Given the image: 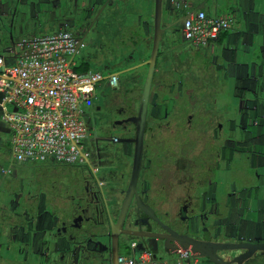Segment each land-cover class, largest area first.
<instances>
[{"label":"flooded vegetation","instance_id":"af4514ba","mask_svg":"<svg viewBox=\"0 0 264 264\" xmlns=\"http://www.w3.org/2000/svg\"><path fill=\"white\" fill-rule=\"evenodd\" d=\"M123 2L98 0L92 9V0H54L44 8L55 10L57 32L70 33L76 23L88 27L92 14L98 20L109 5L117 10ZM229 44L264 45V15H257ZM168 45L165 64L155 71L157 81L153 78L144 116L136 81L124 91L119 79L115 88L105 85L104 103L100 105L95 91L85 112L92 121L88 126L84 119L92 153L75 165L46 163L73 173H56L52 192H45L40 183L25 185L28 173L13 177L17 188L2 191V221L53 227L52 246L36 247L34 264H109L114 238L119 255L131 243L133 251L153 259L157 255L173 260L183 250L188 260L201 254L195 244L228 264H264V170L259 168L264 162V138L258 139L257 164L245 168L243 181L216 178L220 170L232 168L236 136L231 109L234 96H241L251 81L246 72L237 79L229 77L225 66L230 88L221 102L212 82L208 87L199 85L203 67L194 61H232V50L206 55L198 46L187 59L183 49L190 42ZM94 105L101 115L99 127ZM242 126L238 132L242 150L251 152L250 137ZM0 176L6 182L12 173ZM126 201L127 211L118 225ZM178 241L187 243V248L179 247ZM25 253L23 247L16 248L11 253L14 263L27 264ZM197 264L209 262L199 259Z\"/></svg>","mask_w":264,"mask_h":264},{"label":"built area","instance_id":"2783aa9c","mask_svg":"<svg viewBox=\"0 0 264 264\" xmlns=\"http://www.w3.org/2000/svg\"><path fill=\"white\" fill-rule=\"evenodd\" d=\"M170 6L187 13L192 0H167ZM232 18H207L199 11L186 20L184 40L202 46L231 29ZM83 47L81 41L67 32L21 40L0 56V108L2 121L8 127L11 162L75 165L85 158L81 142L86 137L85 109L97 85L115 88L119 77L103 79L91 71L76 73L74 58ZM0 173L10 170L0 169ZM120 257L118 264H185L187 252L179 250L173 260L154 261L145 252ZM137 257V258H136Z\"/></svg>","mask_w":264,"mask_h":264},{"label":"rangeland","instance_id":"374dc122","mask_svg":"<svg viewBox=\"0 0 264 264\" xmlns=\"http://www.w3.org/2000/svg\"><path fill=\"white\" fill-rule=\"evenodd\" d=\"M206 3V14L210 19H221V18H232L233 25L231 31H237L240 29L246 28L250 23H253L257 19V15H264V0H256L253 6H250L249 3H246V0H201ZM167 3V2H166ZM154 0H151L150 7L147 4L146 0H125L123 7L116 9H111L109 5L105 13L95 22L90 23L84 27V24L76 23V26L73 30L69 32L72 33L77 39H79L83 45L80 49L79 54L75 56L74 62L76 65L85 63L89 66V70L93 73H99L102 75L103 79L108 78L112 74H119L120 78V87L129 89L135 82L136 72L142 71V81L137 85V93H140L143 90L144 78L147 75V66H143L141 70H135L137 67L143 65L147 62L151 55L152 43H153V34L146 38L144 29L141 27L138 16L144 18V14L150 12L153 13ZM252 8V9H251ZM149 9V10H148ZM249 10L251 14H249ZM177 15L181 12L176 11ZM167 13L164 10L162 17V26L165 27ZM141 21V19H140ZM142 22V21H141ZM153 24V20L151 22ZM47 32V33H46ZM43 36H49L56 34V27L49 28L41 32ZM40 36V35H39ZM177 44H181L180 39H177ZM168 39L167 36H162L160 47H159V57L157 60L156 71L161 69L165 64V51H167ZM218 47L217 44H212L211 50H215ZM184 53H186L187 59L192 56L195 49L191 45H186L184 47ZM3 50L0 49V56H3ZM243 58L241 54L239 58ZM175 57V56H174ZM144 60V62H142ZM219 62L223 63L221 58ZM197 67L201 66L200 61H194ZM199 66H198V65ZM207 62L204 60L202 62V71L197 78L199 85H205L208 87L209 82L213 83L215 87V93L223 102V98L228 97L227 92L230 88L229 81L226 79L225 75H217L216 69L212 66L207 69ZM206 66V67H205ZM206 68V71L204 70ZM157 73L154 74V81L156 82ZM174 78L177 76L174 74ZM214 81H212V80ZM105 83L103 82L96 87V96L100 99V105L104 103L103 97L106 96L102 90L105 88ZM143 83V85H142ZM154 89V88H153ZM109 90H107L108 92ZM210 92V90H208ZM204 94V92H203ZM102 102V103H101ZM220 102V103H221ZM96 104V102H94ZM94 105V117L99 127L98 121L101 118V115L95 111ZM87 113V109L84 110ZM86 124L88 126L92 125L90 115L85 114L84 117ZM100 136H103L102 133H99ZM83 154H91L93 147L89 144L87 140L81 142ZM11 151V148H10ZM4 164L5 170H9V165L11 164L10 152L4 153ZM12 170H16L18 173H28L29 179L25 181L24 184L29 187H34L36 185H42L46 187L43 190L54 191L51 188V184L56 187V181L58 177L56 173H73V170L70 168H58L53 167L49 164L43 163H30L28 166H23L18 168L17 164H13L10 173ZM66 175V176H67ZM31 177V178H30ZM8 184L3 183L4 186H1V191H6L10 187L17 188L19 182H9ZM28 188V187H27ZM0 191V193H1ZM131 244V243H130ZM130 244H128V249H124L121 253V257H130ZM185 264H193L192 262L184 261ZM176 264V263H174Z\"/></svg>","mask_w":264,"mask_h":264},{"label":"water","instance_id":"95a60500","mask_svg":"<svg viewBox=\"0 0 264 264\" xmlns=\"http://www.w3.org/2000/svg\"><path fill=\"white\" fill-rule=\"evenodd\" d=\"M14 2V8L10 17V26L13 27L15 18L21 19L24 23V18H27L29 12L32 8L37 5L46 4L42 0H0V6L4 9V12L0 14V25L1 21L9 17L10 4ZM167 2V3H166ZM93 5V8L94 9ZM205 5L202 4L197 6L193 11L188 13H180L177 15L167 0H154V21H153V43L152 50L149 60L146 62L147 75L144 81L142 96H141V112L144 116V112L148 106L149 95L152 87V82L154 74L156 71L157 60L159 57V47L162 36L167 34L168 44L176 45L177 39H180V42L183 44L184 40L182 39V30L184 28L186 20L190 18L193 14L199 11H203ZM7 10V12H6ZM164 10L167 13L165 27L162 26V17ZM97 21V18L93 23ZM213 44H217L218 47L215 50H211V47L208 49L207 53L216 54L220 52V56L225 48L229 45V39L223 40L221 36H218L215 40L212 41ZM8 52V51H7ZM219 54V53H218ZM247 71V78L251 81L250 87L243 91V94L240 96H234V103L232 105V112L235 113L234 117V129L233 133V150L231 152V166L235 167L228 170L222 169L220 173L216 174L217 180H224L226 178H231L234 183H240L245 179L246 167L249 169L254 168V164H257L255 156H258L256 148L258 146V139L264 138V71L254 70ZM143 121V120H142ZM242 124H245V130L250 137V149L251 152L242 150V145L244 144L243 139L238 136V132L243 127ZM81 155L84 156L83 152ZM257 159V158H256ZM259 168L264 170V162ZM127 202L125 203L122 212L119 217L118 225L122 220L123 216L127 211ZM7 221V222H6ZM7 225L2 229L0 228V251L5 249L8 254L14 252L17 248L25 249V262L27 264H34L35 249L40 245L45 247L52 246V241L50 238L51 233L53 232V227L50 226H38L37 223H23L15 222L13 220H6ZM0 219V224H1ZM178 246L182 249L187 248V243L177 242ZM197 249L201 254L191 256L188 258V262L197 264L199 259L208 260L209 264H228L222 259L217 257L215 254L207 253L199 245H192ZM135 254L142 253V251L135 250ZM12 257V256H11ZM118 254L117 241L114 238L112 244V254L110 255L109 264H118L120 259ZM137 258V257H136ZM154 261H164L165 259L161 257L154 256Z\"/></svg>","mask_w":264,"mask_h":264},{"label":"crops","instance_id":"0c3cea01","mask_svg":"<svg viewBox=\"0 0 264 264\" xmlns=\"http://www.w3.org/2000/svg\"><path fill=\"white\" fill-rule=\"evenodd\" d=\"M53 1L54 0H42V2L46 4L37 5L34 8H32L29 12L28 17L24 18V23L22 22L20 18L17 19L16 17L13 27L10 26V20H11L10 17H11L12 10L15 5H14V2L10 4L9 17L7 19L5 18L4 22L1 21V25H0V49L3 50V53H4L3 56L5 58H8L7 57L8 52L13 51V49L19 44L21 40L31 41L35 38H39L43 36V34L41 33L42 31L55 27V19H56V14L54 13L55 10L51 11V8L45 10L44 8L45 5L50 4ZM92 1H93V4L95 5L94 6V9H95V7L97 6L98 0H92ZM123 1L125 2V0ZM146 1H147L148 6L150 7L151 0H146ZM124 2H123V5H124ZM255 2L256 0H246V3H249L250 6H253ZM202 4L205 5V9L203 10V12H205L206 14V3L201 0H192L191 6L188 9L187 13L190 11H193L197 6H200ZM2 10L3 9L0 6V14ZM251 11L252 10H249L248 13L251 14ZM96 18H97V15L92 14V17L90 18V23H93V21H95ZM138 19H139V22L141 23V27H143L144 29L146 38H148L149 36L153 34V30H154L153 24L151 23L152 20L154 21V7H153V13L150 14V12H148L144 14L143 19L141 16H138ZM140 19L142 22L140 21ZM242 31L243 29H240L237 31H231L230 29L226 32H222L220 36L223 40L227 38L230 39V38L237 36ZM212 44H213L212 41H210L208 44L202 45L199 47H201L203 52L207 55V51L212 46ZM193 47H196V46H193ZM227 48L229 50H232V54L234 55L232 58V61H225L221 59L223 63H220L219 58H218V60H216L213 64H208V61L205 60L207 62V65H206L207 69L213 66L216 69V73L214 74L227 76L225 73V70L223 69L226 66L227 72L229 71L228 73L229 77L234 78V79L235 78L237 79L238 77L237 75L241 74V72L247 73L248 70L254 69V70L264 71V45L250 44V45L242 47L239 44H236V45L229 44ZM241 54L243 55V58L242 56L241 58H239ZM208 55L210 54L208 53ZM142 62H144V60ZM143 66H146L145 62L143 63V65L137 67L135 70H139V69L141 70ZM204 70L206 71V69ZM156 72H158V70ZM142 74H143L142 71H139V73L138 71L136 72V77H135L136 85H139V83L142 81V78H143ZM112 75H117L119 77V74H112ZM119 83H120V78H119ZM0 99H1V96H0ZM10 136L11 135H10L8 127L2 121V111L0 108V169H5V167L3 166L4 153L10 152V156H11V151L9 147ZM12 166L13 165L11 162L8 169L11 170ZM17 166L18 168L22 167L19 164H17ZM232 168L235 169V167H232ZM21 174L22 173H18L16 170H12V176L8 178L6 182H3V178H1L0 176V191H1V186H4L3 183L8 184V187H9L10 186L9 182H12V180L14 179L13 177L15 176L19 177ZM1 193H0V196H1ZM4 204H5L4 198L0 197V208L4 207L5 206ZM0 219H1V216H0ZM1 222L2 223L0 224V228L3 229L7 225V223L6 222L4 223L2 219H1ZM0 264H15L13 261V258L10 256V254L7 253L5 249H2V251H0Z\"/></svg>","mask_w":264,"mask_h":264},{"label":"trees","instance_id":"16d2710c","mask_svg":"<svg viewBox=\"0 0 264 264\" xmlns=\"http://www.w3.org/2000/svg\"><path fill=\"white\" fill-rule=\"evenodd\" d=\"M74 71H75L76 73L81 74V73H87V72H89L90 70H89V66H88L87 64H85V63H81L80 65H77V66L74 68Z\"/></svg>","mask_w":264,"mask_h":264}]
</instances>
